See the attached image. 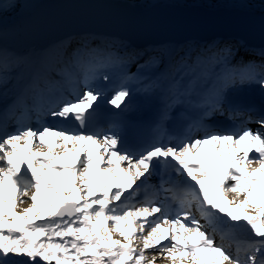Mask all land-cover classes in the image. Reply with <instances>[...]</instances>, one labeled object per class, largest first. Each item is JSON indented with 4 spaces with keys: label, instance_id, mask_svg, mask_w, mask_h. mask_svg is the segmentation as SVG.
Returning a JSON list of instances; mask_svg holds the SVG:
<instances>
[{
    "label": "snow or ice",
    "instance_id": "6c2138e0",
    "mask_svg": "<svg viewBox=\"0 0 264 264\" xmlns=\"http://www.w3.org/2000/svg\"><path fill=\"white\" fill-rule=\"evenodd\" d=\"M3 7L0 2V10ZM221 51L232 54L228 48ZM9 56L0 48V85L5 84ZM200 66L199 57L193 60L185 55L165 69L174 76L179 73L180 79L168 87L161 123L170 119L169 109L174 103L192 95L197 82L193 74ZM186 75H193V79L181 90ZM164 78H158L145 91L160 87ZM250 83L258 84L264 92V65L259 70L246 67L238 74L222 76L212 92L195 105L201 114L187 124L183 139L176 145L157 140L138 154L120 151L115 133L66 132L47 125L33 129L24 123L32 114L37 123L42 116L51 115L74 120L85 128L95 102L103 95L89 86L88 77L84 81L87 90L75 100H49L47 108L43 104L25 106L19 115L12 111L8 119L15 122L16 130L0 137V264H37V260H55V264H155L156 256H146L149 249H156L172 264H264V116L254 121L259 125L256 131L242 127L226 133L210 132L203 123L214 113L224 114L229 88ZM130 94L121 86L108 103L117 109L122 105L127 108L125 99ZM239 115V110H233L229 118ZM160 126L158 123L157 131ZM198 132H203V137H196ZM156 166L188 178L183 181L179 211L174 216L168 206H154L151 199L140 205L127 203L139 186L124 201L121 199ZM160 189L173 191L164 182ZM116 201L121 203L113 204ZM25 203L30 206L18 215L17 204ZM193 207L204 225L191 214ZM229 220L244 224H228ZM217 225L227 226V231L220 229L222 241L244 226L258 239H233L236 250L232 254L205 230L211 228L215 233ZM113 235L125 242L113 239ZM135 240L142 247H134ZM12 256L27 260H12Z\"/></svg>",
    "mask_w": 264,
    "mask_h": 264
},
{
    "label": "water",
    "instance_id": "95a60500",
    "mask_svg": "<svg viewBox=\"0 0 264 264\" xmlns=\"http://www.w3.org/2000/svg\"><path fill=\"white\" fill-rule=\"evenodd\" d=\"M24 1L29 4L23 11L27 16L14 21L4 4L0 13V27L10 26L12 49L20 54L43 52L84 34L114 37L141 48L234 38L264 51V9L258 12L249 0L237 6L215 0L209 5L156 0L146 9L122 0Z\"/></svg>",
    "mask_w": 264,
    "mask_h": 264
},
{
    "label": "bare ground",
    "instance_id": "6f19581e",
    "mask_svg": "<svg viewBox=\"0 0 264 264\" xmlns=\"http://www.w3.org/2000/svg\"><path fill=\"white\" fill-rule=\"evenodd\" d=\"M84 35H89V34H84ZM76 36H75V39H76ZM92 36H95V35H92ZM101 37H106V36H101ZM103 39L104 38H102L101 40L98 39L100 41L98 42L97 46L93 45V42L91 39L86 40V45H83L80 43H74L73 45L69 47L68 54L66 53L67 50L64 48V45H66V42L63 43L62 46L60 47L59 46L56 47L57 44L56 45L52 44L51 47H48L47 50L43 51V57L46 58L48 56L50 58V62L42 63V65L36 69L35 73L37 74L35 76L34 84L31 86L29 97L24 101H17L16 105L13 103L10 105H7L6 101L15 84V81L20 79L21 77V75L17 74L15 76L11 72L13 71L12 66H15L17 62H19L15 54L17 55H21V54L12 48L5 49V51L9 53L10 56H9V68L6 73L5 84L0 85V112L2 113L0 129H2L4 126L8 127L11 125H16L14 121L8 119L10 115L9 111L14 106L15 107L13 109H17L15 111L17 115H19L21 112L24 111V109L22 110L20 108L25 107V105L31 108L35 105L43 104L44 107L47 108L48 96L53 90V88H51V90H48V88L57 80L65 79L67 81L65 82L63 86H61V88L58 89L59 90L58 92H61L63 94L62 99H65L66 97H68L72 100H75L77 95H75L74 97V93L78 90V86L85 87L84 86L85 77H88L89 86L93 90H95L92 86V82L94 79L93 73L96 70H99L100 72L103 73L105 83L108 85L109 88L112 89L113 92L118 90L121 86L130 89L135 84H138L139 86L148 84V82H152L151 77L153 76H155V78L157 77L156 76L157 74L155 73V71L157 69L158 60L155 63L150 62V56H152L153 54L159 56L160 50L158 49V46L152 47V49L154 50L151 53H148L150 49L149 47H146L145 49H138V48L131 47V46L126 47L125 44H122V42L117 43L113 41L114 42L113 44L116 46L112 47L107 44L103 47ZM80 41L81 43L85 44L84 39L81 38ZM69 42L70 41L68 40L67 44H69ZM236 44H237L236 41L227 43L225 39L222 40L219 45V51L217 55L215 56V59L213 60V62H210L207 64H204L202 62L200 67L207 68V69H214L216 68L214 66H216V64L219 63V62L217 63V61H220L219 69L216 72V74L222 75L224 69H227V68H229L228 71L230 74V73H233L236 69H240V71H243L245 67L247 66L250 67V63L252 60H249L247 58L253 57L255 60H258V61H262V59H264V55L260 54L259 51L254 50L250 52L251 47L245 46V47H242V50L244 51L249 50V52L247 53L248 54L247 57L244 55V53H242L245 56V57L243 56L242 58H246V63L240 64V65L236 64L237 55L239 52L235 48ZM197 45H205V44L197 43ZM86 48H91L90 54H88V52L85 50ZM226 48L231 49V53H232L231 55H228L226 52L222 53L221 50L226 49ZM49 49H51L50 52H48ZM76 51L81 52L83 57L80 59V62L76 64V66L69 67L68 63L70 62L67 60V58L69 57V54L72 56ZM164 54L165 53H163V55ZM143 55H145L146 57H144ZM238 56L240 57V55ZM79 57H81L80 53H79ZM109 59L112 61L111 63L108 62ZM24 67L26 66L24 65ZM135 69H137V72L135 71ZM119 78H121L122 81H120ZM41 80H43L42 82L43 85L40 83ZM217 84L218 83H214V85L216 86ZM84 89L85 91L87 90L86 88ZM154 89L149 91L151 95H155V93H153ZM55 90L56 89H54V91ZM97 91L103 93L99 101L107 100L105 91H102V90H97ZM131 93H132V97H135V96L141 97L143 95L140 93V90L139 92H135L134 90H131ZM150 94H148L149 97L151 96ZM160 96L161 98H164L165 102L168 103V97H166L165 94L161 93ZM149 97H147L146 99H148ZM5 118H7L6 124H5ZM32 122L37 123V118L35 114H32L31 120L24 121L26 125L27 123L31 124ZM256 125L258 129L259 125L257 123ZM249 127L250 126L247 125V128ZM14 131L15 130L13 131L9 130L8 133L10 134V133H13ZM209 131L214 132L212 130H209ZM170 174L168 172V173H165L163 177H161L162 181L165 183V187H166V184H169ZM141 188L142 186H140L138 189H141ZM154 191L156 192V194L153 196L151 200L155 199L154 200L155 202L160 201L159 199H161L164 196H169L171 198L176 197V199H173L174 202L176 203L175 206L173 205L174 209L173 208L169 209L171 214L174 216L176 212L179 211L180 195L175 192L165 193L163 190L160 189V185ZM144 201L145 200H142V202H140L137 205L142 204ZM144 234L146 235V232Z\"/></svg>",
    "mask_w": 264,
    "mask_h": 264
},
{
    "label": "rangeland",
    "instance_id": "374dc122",
    "mask_svg": "<svg viewBox=\"0 0 264 264\" xmlns=\"http://www.w3.org/2000/svg\"><path fill=\"white\" fill-rule=\"evenodd\" d=\"M24 1V0H23ZM39 1H41V0H31V4L32 5H34V4H36L37 2H39ZM121 1V0H120ZM122 1H127V2H129V3H131L132 5H141V6H143L145 9L146 8H148L149 6H150V4H152V3H154L156 0H122ZM0 2H2V4H4L5 5V7H8V9H7V11H8V13H9V15H11V17H14L13 19H14V21H16V20H18L19 19V17L20 16H24V15H28L27 13H23V11L24 10H28L29 9V4H24L25 3V1L24 2H20V0H0ZM29 2V1H28ZM249 2H251V3H254V4H252V5H254V7H255V9L258 11V12H261L263 9H264V0H249ZM16 4H18L19 5V7H15V8H10L9 7V5H16ZM163 4V3H162ZM0 13H1V10H0ZM12 30H11V28H10V26H6V25H4L3 27H0V48H4V46H5V48H4V50L5 49H11L12 48V42H13V37L11 36V32ZM76 36V35H75ZM75 36H72V37H70L69 39H66L65 41H63V42H60V43H58L57 44V46L56 47H60V46H62V44L63 43H65L66 42V45H64V48L67 50V54H68V49H69V47L71 46V45H73L74 43H80V44H83V45H86V40L87 39H91L92 40V42H93V45L94 46H97V44H98V42L102 39V38H104L103 39V47L105 46V45H110V46H116V45H114L113 43L114 42H117V43H119V42H122V44H125V46L126 47H135V48H138V49H145V48H141V47H136V46H133L132 44H130V43H128V42H126V41H124V40H121V39H116V38H114V37H101V36H92V35H77L76 36V39H75ZM74 38V39H73ZM84 39L85 40V44L84 43H81V41H80V39ZM96 38H98V39H100V40H98V39H96ZM111 38V39H110ZM68 40L70 41L69 42V44H67V42H68ZM111 40V41H110ZM114 41V42H113ZM214 40H212V41H206V42H202L201 44H206V43H209V42H213ZM225 41H227V43H229V42H234V41H236L237 42V44H236V50L237 51H239L238 52V55H240V57H238L237 58V60H238V62H237V60H236V64H238V65H240V64H244V63H246V58H243L244 60L242 61V57L245 55L246 57H247V53L249 52V50L247 51H244V50H242V48L241 49H239L238 48V45L239 44H241L242 45V47H244V44H242L240 41H239V39L237 40V39H234V38H229V39H226ZM190 43H192L193 45L195 44V43H199V42H190ZM185 44H183L182 46H184ZM55 47V48H56ZM154 47H156V46H154ZM175 47L176 46H174V45H158V49L160 50V52H159V56H157V55H152V56H150V58H155V62L158 60V65H157V69H156V71H155V73L157 74L156 76V78L158 79V78H160V77H162V76H165L166 78H164V79H161L160 80V87H158V88H152V89H154V91H158L159 93H162L163 94V91H165L166 92V90L168 91V87H169V85L173 82V80L174 79H180V75L178 76V74L179 73H177V74H175V76L172 74V72L169 70L168 72H165V69L166 68H170L171 66V61L173 60V57H174V49H175ZM52 48H54V47H52ZM63 48V49H64ZM112 49V48H111ZM149 49V48H148ZM251 50H250V52L251 51H254V49L253 48H250ZM50 50L51 49H49L48 50V52H50ZM87 52H88V54H90L91 53V48H86L85 49ZM154 49H152V47H150V49H149V51H148V53H151L152 51H153ZM256 51H259L260 52V50H257V49H255ZM111 51V50H110ZM241 52V53H240ZM79 53H80V55H81V57H79ZM163 53H165L164 55H163ZM242 53H244V55L242 54ZM67 56V55H66ZM144 57H146L145 55H143ZM244 56V57H245ZM48 57V56H47ZM46 57V58H47ZM83 57V55L81 54V52H79V51H76L72 56L69 54V57L67 58V60L70 62V63H68V66L69 67H72V66H76V64L78 63V62H80V59ZM247 59H249V60H252L251 61V63H250V67H256L257 68V70H259V68H260V66H262V65H264V59H262V61H258V60H255L253 57H250V58H247ZM43 60V63H46V61L44 60V59H42ZM255 60V61H254ZM154 62V63H155ZM219 62V63H218ZM217 63L218 64H216V66H214V67H216V68H214V69H207V68H201L200 69V71L198 72V73H195V74H193L194 76H196L197 77V80L198 79H202V80H200V82H202L203 84L205 83V82H209V81H212V82H214V83H218L217 81H219V79L222 77V76H224L225 74H229V68H227V69H224V71H223V74L222 75H218V74H216V72L218 71V69H219V65H220V61H217ZM141 64V63H140ZM139 64V65H140ZM169 64V65H168ZM138 65V66H139ZM167 65H168V67H167ZM137 66V67H138ZM135 71L137 72V69H135ZM240 72H242V71H240V69H236L233 73H235V74H238V73H240ZM98 73H102V72H100L99 70H96L94 73H93V75H94V79H93V82H92V86L93 87H95V85H96V83L98 82V79H97V75H98ZM203 73V74H202ZM15 75V74H14ZM193 75H191L192 77H193ZM184 77H189L188 75H186V76H184ZM155 79V80H157L156 78H155V76H153V77H151V80L152 79ZM119 80L120 81H122V79L121 78H119ZM155 80H152V82H148V84H144V85H141V86H139L138 84H135V85H133L130 89H128L129 91H130V93H131V90H134L135 92H139V90H140V93L141 94H143V95H145V96H148V94H150V92L149 91H145V88H147L149 85H151ZM43 80H41L40 81V83L43 85ZM65 82H67L65 79L64 80H57V81H55L51 86H49V88H48V90H51V88H53V90L52 91H54V89H56L54 92H52L51 91V93L49 94V96H48V101H49V98L52 96V95H54L56 92H58L59 90V88H61V86H63L64 84H65ZM199 81H198V83H200ZM45 83V82H44ZM197 83V82H196ZM85 87H79L78 86V90L74 93V97H75V95H77V94H82L84 91H85V89H84ZM153 91V92H154ZM65 99H67V100H72V99H69L68 97H66ZM26 106V105H25ZM19 107H21V106H19ZM20 109H25V107H21ZM17 109H11L9 112H10V114H11V112L12 111H16ZM7 123V118H5V124ZM41 124V123H40ZM40 124L39 123H27V126H30V127H32L33 129H36V128H41V126H40ZM13 127H16V125H11V126H8V127H3L2 129H0V132H3V131H9L10 130V128H13ZM259 127V126H258ZM50 139H54V138H50ZM37 143H38V141H37ZM56 143H61V141H56ZM21 146H23L22 144H21ZM72 147V145L71 144H69V148H71ZM35 150V149H34ZM57 152H59V151H61V150H56ZM253 167H256V165H253ZM186 175V174H185ZM145 177H146V179H145ZM145 177H142L141 178V181H144L143 183H141V181H136V183L134 184V186H139V185H141V186H143V189L142 190H138L137 192H136V195L134 196V198H132V201H133V204H134V201H137V199H138V195H137V193L138 192H140V195L142 196V197H145L146 199H149L148 197H146V195H145V193H146V191L147 190H149L150 192H151V194H152V198H153V196L156 194V192L154 191L156 188H158L159 187V185H161V183L163 182L162 181V179H158V175L156 174V173H151V175H149V174H145ZM166 187L167 188H169L168 186H167V184H166ZM65 195H68L67 193L65 194ZM182 195V194H181ZM180 195V196H181ZM166 197H168L169 198V196H166ZM152 198H150V199H152ZM171 198V197H170ZM228 198L229 199H232L233 198V194H231V193H229L228 194ZM25 199H27V198H25ZM145 199V200H146ZM172 199V198H171ZM155 199H153V201H154ZM160 201H158V202H155V204H154V206H156V205H166V201L167 200H170V199H166L165 198V196L164 197H162L161 199H159ZM174 201V200H173ZM113 204H118L117 203V201L116 202H113ZM174 204L176 205V203L174 202ZM28 206H30L29 204H27V203H25V204H23V205H21V204H17V206H16V209H15V211H16V213L19 215L21 212H22V210L24 209V208H26V207H28ZM174 209V208H173ZM197 220H199V222L201 223V225H204V220H202V219H200V215H199V213L195 210V207H193V209H192V213H191ZM156 215H159V214H156ZM219 215H223V214H219ZM151 218H154V217H150V219ZM224 219H227L226 217H224ZM8 222L9 223H12V220H11V218H10V216H9V218H8ZM93 222H95V221H93ZM37 223H40V221H37ZM235 223H240L241 225H243L244 224V222H232V221H228V224H235ZM136 225H133V227H135ZM220 229H224V231H227V226L226 225H217V231L215 232V233H213V231H212V229L211 228H206L205 230L208 232V234L209 235H212L213 236V239H214V241H215V243L216 244H221V243H223L224 244V247L226 248V250L227 251H229L230 253H232V254H235V250H236V244L233 242V239H235V240H238V241H241V242H244V241H250V240H253V239H258V238H255V237H253L251 234H250V232H249V230H248V228H247V226H244V227H241V228H237L236 230H235V232H234V234L233 235H230V236H228V237H226L223 241L221 240V231H220ZM40 239H44V237H41ZM66 239H68V237H66ZM113 239H119L120 241H121V243H124L125 241L121 238V237H119V236H117V235H113ZM163 243H169V241H164ZM133 246L134 247H142V243L139 241V240H135L134 241V244H133ZM243 246V245H242ZM146 256L149 258V259H151L153 256H156V261H155V264H172V262L170 261V260H167V259H165V258H163L157 251H156V249H149V250H147L146 251ZM242 256H243V254H242ZM11 259L12 260H20V259H24V260H27V258L26 257H16V256H12L11 257ZM81 259H83V257H81ZM55 261V260H54ZM38 263V262H37ZM53 264H55V262H53Z\"/></svg>",
    "mask_w": 264,
    "mask_h": 264
},
{
    "label": "trees",
    "instance_id": "16d2710c",
    "mask_svg": "<svg viewBox=\"0 0 264 264\" xmlns=\"http://www.w3.org/2000/svg\"><path fill=\"white\" fill-rule=\"evenodd\" d=\"M164 1L168 3H177L181 5L185 4L186 2L193 1L195 3L209 5L212 0H164ZM215 1L218 2L220 5H225V6H237L241 4L245 5L246 3H248V2H244V0H230V1L229 0H215ZM221 41L222 40H214L213 42L206 43L205 45H197V43L193 45L192 43H187L184 46H179L178 48L174 50V57H173V60L171 61V66H174L173 63H175V61L180 56H185V55L190 56L193 60L199 57L201 60V63L203 62L204 64L213 62V60L215 59V56L217 55L219 51V45ZM238 48L241 49L242 45L239 44ZM260 54L264 55V51H260ZM238 57L239 56L237 55V58ZM243 60L244 59L242 58V61ZM45 61L49 63L50 58L49 57L45 58ZM189 62L191 63V61ZM37 262H38L37 264H53V262L55 261L52 260L51 262H42V261L37 260Z\"/></svg>",
    "mask_w": 264,
    "mask_h": 264
}]
</instances>
